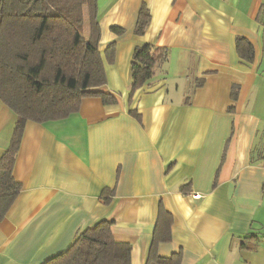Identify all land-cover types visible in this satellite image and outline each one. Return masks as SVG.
<instances>
[{"label":"crops","instance_id":"0c3cea01","mask_svg":"<svg viewBox=\"0 0 264 264\" xmlns=\"http://www.w3.org/2000/svg\"><path fill=\"white\" fill-rule=\"evenodd\" d=\"M142 4L151 19L136 35ZM41 12L65 16L97 46L107 80L96 90L116 103L85 97L65 118L27 121L13 167L21 189L0 219V264H43L100 220L131 245V264H145L160 211L171 225L159 256L264 264V0H42ZM237 37L251 60L237 53ZM143 45L165 59L147 55L130 95ZM14 124L0 100V157Z\"/></svg>","mask_w":264,"mask_h":264},{"label":"trees","instance_id":"16d2710c","mask_svg":"<svg viewBox=\"0 0 264 264\" xmlns=\"http://www.w3.org/2000/svg\"><path fill=\"white\" fill-rule=\"evenodd\" d=\"M41 3L0 0V100L15 114L8 147L0 157V219L21 189L13 177V167L27 121L45 123L65 118L79 110L85 97H99L104 104L116 103L113 95L96 90L107 80L97 46L87 42L65 16L42 13ZM150 19L147 6L142 4L134 33L142 35ZM111 30L123 32L116 26ZM114 47L110 44L106 48L109 62L114 59ZM236 50L247 60L252 59V47L244 38H236ZM149 53L153 62L165 59L162 49L147 45L135 48L130 64V95L141 86ZM170 225V214L160 211L145 264L181 263V252L161 257L156 251L158 243L170 240ZM43 264H131V245L116 241L111 222L100 220Z\"/></svg>","mask_w":264,"mask_h":264},{"label":"rangeland","instance_id":"374dc122","mask_svg":"<svg viewBox=\"0 0 264 264\" xmlns=\"http://www.w3.org/2000/svg\"><path fill=\"white\" fill-rule=\"evenodd\" d=\"M262 135L263 134H261L260 136H259V140H258V142H257V146H259V145H261L262 144V142H261V140H262ZM257 150V147L255 148V151Z\"/></svg>","mask_w":264,"mask_h":264},{"label":"built area","instance_id":"2783aa9c","mask_svg":"<svg viewBox=\"0 0 264 264\" xmlns=\"http://www.w3.org/2000/svg\"><path fill=\"white\" fill-rule=\"evenodd\" d=\"M200 196L199 195H195V198H199Z\"/></svg>","mask_w":264,"mask_h":264}]
</instances>
